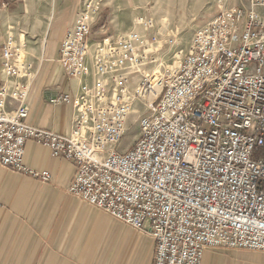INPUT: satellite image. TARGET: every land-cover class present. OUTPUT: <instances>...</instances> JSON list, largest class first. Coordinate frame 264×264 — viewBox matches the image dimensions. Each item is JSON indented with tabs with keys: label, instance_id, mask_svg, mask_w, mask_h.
Instances as JSON below:
<instances>
[{
	"label": "built area",
	"instance_id": "built-area-1",
	"mask_svg": "<svg viewBox=\"0 0 264 264\" xmlns=\"http://www.w3.org/2000/svg\"><path fill=\"white\" fill-rule=\"evenodd\" d=\"M221 8L187 52L159 62L155 36L135 30L92 39L105 0H83L60 63L79 90L64 135L28 121L37 68L24 40L2 46L0 165L42 183L25 161L33 140L76 163L68 191L156 243L152 264H202L212 248L264 251V0ZM137 22L155 28L153 18ZM159 63V64H158ZM155 66V68H153ZM142 102L144 110L136 109ZM139 137L119 147L132 113Z\"/></svg>",
	"mask_w": 264,
	"mask_h": 264
},
{
	"label": "crops",
	"instance_id": "crops-1",
	"mask_svg": "<svg viewBox=\"0 0 264 264\" xmlns=\"http://www.w3.org/2000/svg\"><path fill=\"white\" fill-rule=\"evenodd\" d=\"M112 1L105 0L110 12L118 9L112 10ZM82 2L0 0V84L4 78L2 46L12 35L18 41L24 40L28 52L37 59L28 121L64 135L72 130L73 104H54L51 99L63 92L73 96L80 87V81L69 78L62 67L60 50ZM165 3L158 0V8ZM134 21L140 28L136 32L144 37L147 25ZM115 29L113 34L125 33L117 26ZM53 33L55 37L50 40ZM98 36L94 30L92 39L101 38ZM24 161L33 169L50 171L52 180L42 183L0 165V264L153 263L154 239L134 232L130 241L128 225L68 191L77 168L73 160L55 157L48 147L28 140ZM202 264H264V251L207 249Z\"/></svg>",
	"mask_w": 264,
	"mask_h": 264
},
{
	"label": "rangeland",
	"instance_id": "rangeland-1",
	"mask_svg": "<svg viewBox=\"0 0 264 264\" xmlns=\"http://www.w3.org/2000/svg\"><path fill=\"white\" fill-rule=\"evenodd\" d=\"M112 2V10L116 9V7L118 9L110 12V8L105 6L101 18L94 26L95 34L102 27L107 28L109 33L116 32V26L121 32L130 31L132 28V30L138 31L140 28H137L134 20L139 15L153 18L156 24L155 28L146 26L143 32L145 34L144 38L148 35L155 36L158 42H153L150 46H162L156 56L159 58V62H164V64H173L176 60L175 56L180 50L187 52L196 30L215 17L221 8L231 6L251 7L248 0H166L161 9L158 8V0H113ZM256 10L264 15V7H257ZM110 17L115 21H111ZM54 37L55 34L53 33L50 40H53ZM99 37L102 36L100 35L97 38ZM28 54L34 59L35 64H37V59L29 52ZM137 109L144 110V105L141 101L136 104L135 110ZM139 116V111L131 114L127 132L119 147L120 151L124 152L130 149L139 137ZM120 226H123L122 223ZM129 229L132 232L129 235L131 241L135 237L134 232L137 231L131 227ZM139 234L141 235L142 233ZM116 235L113 237L114 245L117 242ZM128 247L130 246L128 245Z\"/></svg>",
	"mask_w": 264,
	"mask_h": 264
},
{
	"label": "bare ground",
	"instance_id": "bare-ground-1",
	"mask_svg": "<svg viewBox=\"0 0 264 264\" xmlns=\"http://www.w3.org/2000/svg\"><path fill=\"white\" fill-rule=\"evenodd\" d=\"M225 6V5H224ZM227 6V5H226ZM148 26V25H147ZM148 27H150V26H148Z\"/></svg>",
	"mask_w": 264,
	"mask_h": 264
}]
</instances>
